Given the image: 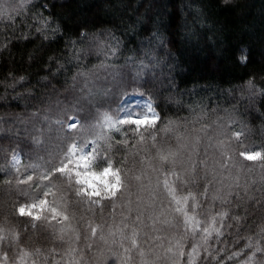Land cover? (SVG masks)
<instances>
[{
  "label": "trees",
  "instance_id": "trees-1",
  "mask_svg": "<svg viewBox=\"0 0 264 264\" xmlns=\"http://www.w3.org/2000/svg\"><path fill=\"white\" fill-rule=\"evenodd\" d=\"M66 2L67 0H36L34 7L29 6L31 11L28 13L27 23H19L22 17H17L19 26L15 30L6 27L0 32V46H2L0 47V81H3L0 83V95L6 97L5 100L0 101V117H3L6 128L4 133H0V146H5L8 150L5 157H0V164L8 162V166L11 167L13 153L21 156L19 164L21 166L31 159L24 150L26 143L22 131L24 125L19 124L22 116L17 115L24 112V105L19 99L14 98L16 92L21 91L25 85L21 82L14 88L9 87L14 83L12 78L27 75L28 83H31L36 76L47 74L48 57L62 58L67 55L68 41L78 35L81 28L87 29L90 34L98 33L101 39L107 38L113 45L119 42V58L109 56L106 61L107 71L104 68L99 69L108 80L117 77V73L124 74L122 87L111 98L110 111L116 110L118 106L121 108L124 99L132 95L149 99L160 117L156 132L158 139L167 140L173 145H175L174 135L169 133L165 136L158 130L160 125L166 124L171 119L181 125V132L187 127L188 132L191 133L193 128L198 130L201 124H207L210 126L207 135L211 136L214 127L212 121L216 116H224L225 110H228L227 114L230 113L237 119V128L244 126L250 141L258 144L264 139L260 135L261 124L264 123V115H262L264 101L247 110L244 108L248 103L247 100H241L237 104V100L228 93V89L239 86L242 81L230 78L228 66L217 60V54L236 40L251 39L259 43L264 38V0H236L234 4H225L223 0H71L69 7H61ZM45 4L48 7H44ZM37 10L39 17L32 18ZM41 20L49 25L45 31L50 36L54 35L55 39L45 41L43 36L35 31L37 27H41ZM56 24L60 25V33H52ZM109 32L110 36L107 35ZM24 35H27V39L23 38ZM30 55L33 57L31 62H29ZM126 59L127 67L123 69L117 67L113 71L111 67L113 64L122 65ZM102 60H104L102 56H91L84 63L90 67L99 64ZM141 61L147 64L148 68L137 75L143 68ZM51 64L53 68L57 67L55 61ZM68 67L69 72L73 71L71 65ZM229 80L230 82H227ZM100 83L103 86L107 82ZM137 88L139 91H133ZM122 89L126 90L125 95L120 94ZM201 109H204L206 116L201 113ZM196 113H200L203 119L193 124V116ZM10 124H14V127L13 130L8 131ZM128 127L123 126L125 131ZM16 129L21 131L18 132ZM197 134L202 137L199 153L200 157L204 158L206 153L208 155L213 149L204 133ZM128 135L129 145L134 144L130 131ZM145 135L148 136L149 133ZM117 138H121L119 134ZM138 147L141 155H147L143 149L145 147L151 149V141L147 145ZM135 151L136 149H133V152ZM152 151L154 153V149ZM119 154L120 158L127 155L130 161L140 164L138 155H129L126 152ZM235 171L240 173V183L259 179L258 169L248 172L246 169L239 171L236 168ZM6 177L7 173L0 172V182ZM130 191L133 205L136 203L137 195L148 196L147 192H138L136 187H131ZM6 195L0 192V196ZM252 203L249 202L248 212L240 208L236 213L246 217L240 222L238 233L235 227L224 228L223 235L219 239L225 243H216L215 234L210 240V244L216 248H227V256H231L232 259H226L225 253L221 252L219 259L223 260L224 264H244L254 251L255 245L264 247V239L260 238L259 227L264 223V214L260 212L259 205L253 208ZM81 211L85 215L91 214L86 208ZM111 211V205H107L103 212L106 221L105 235L108 225L113 223L109 215ZM121 211L122 208L118 204L115 209L117 222ZM96 214L100 215L98 206ZM115 239L119 240V237ZM249 240H251V248L246 247ZM45 243L47 244V241ZM73 246L78 248L80 253L85 254L84 261H91L97 248L106 250L109 246L116 247L111 244V238L106 245L99 239V235L92 241L91 249L85 246L82 239ZM234 253L236 255H233ZM260 255L261 253H257L256 258ZM53 256L59 260L62 253L58 249ZM206 256L207 253H201L199 264ZM52 258L50 256L49 260ZM208 259L211 260V257ZM67 260L68 258L64 257V264H67Z\"/></svg>",
  "mask_w": 264,
  "mask_h": 264
},
{
  "label": "snow or ice",
  "instance_id": "snow-or-ice-1",
  "mask_svg": "<svg viewBox=\"0 0 264 264\" xmlns=\"http://www.w3.org/2000/svg\"><path fill=\"white\" fill-rule=\"evenodd\" d=\"M70 4L71 0H67L61 7H69ZM140 63L143 65V61ZM120 94L125 95L126 90L122 89ZM145 107L148 111L141 112L138 116H134L131 110H124L121 116L122 109L119 106L115 113L105 112L100 132H86L81 143H74L69 151L64 152L58 165L48 169L40 177L43 196L30 205L20 206L17 211L21 216L26 215L35 221L34 227L40 225L41 221L52 226L59 220H66V210L70 205L64 193V185L54 183L57 177H62L66 186L74 191L78 208H86L93 217L96 215L97 206L101 216L107 205L112 208L109 215L113 223L108 225L107 235L102 232L99 224L89 221L91 241L86 247L92 248V241L97 235L106 245L111 238V244L116 247L109 246L106 250L97 248L88 264H131L134 254L138 258V264H161L162 261L164 264H199L202 252L207 253L212 260H218L219 257L213 256L210 246L213 234L223 235L225 222L230 216L237 225L246 219L242 215L232 214L230 207L217 208V202L227 205L236 199L234 189L240 188V177H231L229 163L236 168L238 160L241 165L239 171H243L242 165L245 162L259 163L264 170V139L258 144L250 141L244 126L237 128V119L229 113L226 122L221 123L222 118L219 117L213 121L215 128L212 129L211 136L207 135L210 127L207 124H201L200 129L193 128L189 133L187 127L181 132L179 123L168 120L166 124L160 125L158 130L165 136L172 133L175 137L173 145L167 140L158 139L156 132L159 114L154 111L151 102ZM201 113H204V109H201ZM202 119L200 113H196L193 116V124ZM56 123L66 125L68 130L83 129L80 117L72 111L65 112L63 120H57ZM125 125L129 126L127 131L123 128ZM129 131L132 133L131 139L135 141L132 145H129ZM198 132L204 133L210 146H214L223 157L222 162L215 163L228 175L217 180L215 185L201 182L200 179L210 173L215 176L216 172L215 167L208 164L207 153L204 158L200 157L199 145L202 137ZM145 133L149 135L146 136ZM117 134L121 138H117ZM260 135L264 137V123L261 124ZM149 141L151 149L145 147L143 151L147 155H141L138 146L147 145ZM133 149L136 151L133 152ZM121 152L140 156V169L130 170L123 165L116 166L114 157ZM121 159L127 160V155ZM17 160L13 153L12 161ZM248 170L252 171L250 167ZM126 175L136 181L138 192L148 193L147 197L137 195L135 205L131 199L132 186L129 185ZM34 179V176L29 174L21 177L20 182H32ZM226 179L231 182L226 183ZM161 191L166 199L159 198L158 193ZM244 194H247L246 186ZM251 199L252 197H249V201ZM118 204L122 208L119 222L116 221L115 213ZM236 207L238 211L243 205L237 204ZM201 209L206 211L202 214ZM244 211L248 212V209L245 207ZM177 217L185 226L184 232L169 236L165 229L174 226ZM259 227L260 233L264 234V223ZM189 232L192 233L191 238L187 236ZM197 235L198 241L195 239ZM117 236L119 240L115 239ZM79 239L77 236L76 242ZM74 244H66V247L59 249L62 253L59 260L53 256L58 251L56 247L50 248L51 255L45 254V258L52 256V264H64V257L68 258L67 264H85V254L80 253ZM145 244L148 246L145 247ZM246 247H252L251 240ZM36 250L42 251L40 248ZM257 251L264 254V247ZM257 251H253L248 258L252 264H255ZM29 258L31 264H35L32 250L22 247L21 255L17 257L18 264H29ZM4 259H7V254ZM228 259L232 257L229 256ZM248 260L244 264H248Z\"/></svg>",
  "mask_w": 264,
  "mask_h": 264
},
{
  "label": "clouds",
  "instance_id": "clouds-1",
  "mask_svg": "<svg viewBox=\"0 0 264 264\" xmlns=\"http://www.w3.org/2000/svg\"><path fill=\"white\" fill-rule=\"evenodd\" d=\"M235 2L236 0H223L225 4H234ZM35 3L36 0H0V32L6 27L15 30L19 26L17 17H22L19 23H27L28 13L31 11L29 6L34 7ZM44 7H48V5L45 4ZM39 15L37 10L33 13L32 18H38ZM46 25L45 21L41 20V27H37L35 31L40 33L45 41L55 39L54 35L50 36L45 31L49 27ZM60 32V25L56 24L52 33ZM107 35L110 36L111 33L109 32ZM23 38L27 39V35H24ZM66 47L68 53L62 58L48 57L47 74L36 76L31 83H28L29 77L27 75L13 77L14 83L9 85L13 88L21 82L25 85L21 91L16 92L14 98L19 99L24 105V112L17 115L22 116L19 124L24 125L22 130L23 139L26 142L24 150L31 159L22 166L19 165L18 160L13 162L11 167L8 166V162L0 164V172L7 173L6 179L0 182V192L7 194L0 196V264H18L17 257L21 255L22 247L32 250L35 264H52L51 260L45 258V254L51 255L49 245H55L56 248L62 249L66 244H74L76 237L79 236V240L82 239L86 246L91 241L89 221L99 224L102 232L105 233V217L97 214L93 217L92 213L85 215L81 211L83 208L77 207V197L74 191L66 186V181L62 177H57L54 183L64 185V193L70 205L66 210V220H59L52 226L41 221L40 225L34 227L35 221L26 215L21 216L17 211L20 206L30 205L38 197L43 196V185L40 177L48 169L58 165L63 153L69 151L74 143H81L86 132H100L103 127V114L105 112L115 113L114 109L110 111L111 98L122 87L124 74L122 72L117 73V77L108 80L103 73L99 72V69L104 68L107 71L106 61L109 56L119 58V42L117 45H113L107 38L101 39L98 33L90 34L87 29L81 28L79 34L73 36ZM91 56H102L104 60L99 64L87 67L84 62ZM32 59L33 57L30 55L29 62ZM217 60L228 66L230 78L242 81L239 86L228 89V93L237 100V104L241 100H247L248 103L244 105L245 110H247L260 101H264V38L259 43L251 39L236 40L217 54ZM52 61H55L57 67L53 68ZM69 65L73 68L71 72H69ZM127 66L128 60L126 59L124 64L119 66L113 64L111 67L115 71L117 67L123 69ZM147 68L148 65L143 63L140 74ZM101 81L107 83L102 86ZM5 99V96L0 95V101ZM67 111H72L80 117L83 129L68 130L66 125L56 123L57 120H63L64 113ZM213 111L215 112V110ZM227 112L228 110H225L224 116H216L213 121L219 117L222 118L221 123L226 122ZM213 126L215 128L214 123ZM13 127L14 124H10L7 130L11 131ZM5 131L3 117H0V133ZM16 131L21 130L16 129ZM233 147H235V143ZM212 149L206 158L209 166L215 167L216 175L213 176L210 173L207 177L201 176L200 179L201 182H209L215 185L217 180L223 179L228 174L224 173L215 163L216 161L222 162V155L214 146ZM7 152V147L0 146V157H5ZM114 159L118 167L123 165L130 170H139L141 167L138 162L130 161L128 156L127 160H122L119 153L115 155ZM33 165L35 167H32ZM239 167L241 165L237 160L236 168ZM242 167L248 172L258 169L259 179L240 183V188L234 189L236 199L227 205L217 203V208L230 207L232 214H236L237 204L243 205L241 208L246 207L249 211V202L251 201L253 202L252 207L255 208L259 205L260 212L264 214V206H262L264 205V170L261 169L259 163L249 165L245 162ZM249 167L252 171L248 170ZM236 168L231 166V162L229 163L231 177L240 175L235 171ZM29 174L33 175L35 179L32 182L21 183V177H26ZM126 179H128L129 185L135 187L136 181L129 179L127 175ZM6 181L11 183H6ZM225 182L228 183L231 180L226 179ZM245 186L247 187L246 195L244 194ZM158 196L162 200L166 199L162 191L158 193ZM249 197H252L250 201ZM205 211V209H201L202 214ZM228 225L235 227L237 233L241 227L240 224L237 225L236 221L231 219V216L226 221L225 228H229ZM184 227L177 217L175 225L166 228L165 232L169 236H172L173 233L183 234ZM61 230L63 231L61 232ZM187 236L191 238L192 233H187ZM219 237H215V242L225 243ZM260 238L264 239V234H261ZM195 239L198 241L199 236L197 235ZM210 246L214 257H220L221 252H224L225 258L228 259L227 248H216L213 244ZM260 247L258 244L255 245L254 251ZM37 248L42 249V251H37ZM257 253L259 252L257 251ZM5 254H7V259H4ZM29 264H31V258H29ZM85 264H88V261H85ZM131 264H138V258L135 254ZM161 264L164 262L162 261ZM201 264H224V262L221 259L209 260L206 256ZM248 264H252V261L248 260ZM255 264H264V254L261 253L260 257L256 258Z\"/></svg>",
  "mask_w": 264,
  "mask_h": 264
},
{
  "label": "rangeland",
  "instance_id": "rangeland-1",
  "mask_svg": "<svg viewBox=\"0 0 264 264\" xmlns=\"http://www.w3.org/2000/svg\"><path fill=\"white\" fill-rule=\"evenodd\" d=\"M149 102H151L149 99L143 98V97H141L139 95L129 96L126 99H124V101L122 102V105H121V109H122L121 116H123L124 110H131L133 112L134 116H138L141 112H147L148 109L145 106ZM152 105H153V103H152ZM153 109L155 111L154 105H153ZM16 157L18 158V161H19V164H20L21 163V156L17 155Z\"/></svg>",
  "mask_w": 264,
  "mask_h": 264
}]
</instances>
